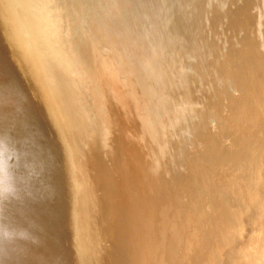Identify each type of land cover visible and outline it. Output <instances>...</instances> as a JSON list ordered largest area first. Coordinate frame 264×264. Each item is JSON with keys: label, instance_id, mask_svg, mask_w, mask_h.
Segmentation results:
<instances>
[{"label": "bare ground", "instance_id": "6f19581e", "mask_svg": "<svg viewBox=\"0 0 264 264\" xmlns=\"http://www.w3.org/2000/svg\"><path fill=\"white\" fill-rule=\"evenodd\" d=\"M0 264H264V0H0Z\"/></svg>", "mask_w": 264, "mask_h": 264}, {"label": "rangeland", "instance_id": "374dc122", "mask_svg": "<svg viewBox=\"0 0 264 264\" xmlns=\"http://www.w3.org/2000/svg\"><path fill=\"white\" fill-rule=\"evenodd\" d=\"M42 118H43V117L41 116V119H42ZM42 121H44V120H42ZM42 123H43V122H42ZM48 130H49V129H48ZM45 131H46V130H45ZM48 132H49V131H48ZM51 136H52V135H51ZM54 145H55V144H54ZM55 149H56L55 151L57 152V151H58V148H57L56 146H55ZM56 154H57L56 156L59 157L57 161L61 162V164H58L59 162H56V163H57V166H58V167L56 166V167H57V171H58V168H59V172H57V173H58V174L60 173L59 175L56 174V175H57V178H58V181H59V182L57 181V183H59V184H58V187H59V188H58V187H57V188L60 190V191L58 190V192H60L61 195H62V194L64 193V192L62 193V189H63V191L66 190V188H65V184H64L65 182L63 183V181H66V178L60 177V176H64V175H65L64 172H63V171H64V164H63V162H62L63 158H62V156H61V153L57 152ZM56 159H57V158H56ZM59 159H60V160H59ZM59 165H60V167H59ZM61 167H62V168H61ZM62 173H63V174H62ZM64 177H65V176H64ZM59 178H60V179H59ZM62 179H63V181H62ZM60 181H62L61 184H60ZM62 184H63V186H62ZM61 186H62V187H61ZM63 187H64V188H63ZM62 196L64 197V194H63ZM67 236H68V238H71L70 232L66 230V233H65V235H64V238L67 239ZM68 246H69V245H68ZM68 248H69V247H68ZM70 250H71V249H70Z\"/></svg>", "mask_w": 264, "mask_h": 264}]
</instances>
